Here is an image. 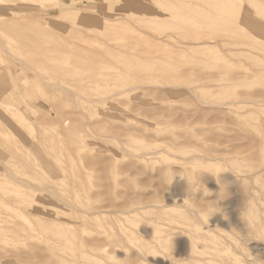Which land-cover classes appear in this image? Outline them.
Returning a JSON list of instances; mask_svg holds the SVG:
<instances>
[{
	"label": "rangeland",
	"instance_id": "374dc122",
	"mask_svg": "<svg viewBox=\"0 0 264 264\" xmlns=\"http://www.w3.org/2000/svg\"><path fill=\"white\" fill-rule=\"evenodd\" d=\"M9 1L0 264H231L227 201L264 196V0Z\"/></svg>",
	"mask_w": 264,
	"mask_h": 264
},
{
	"label": "bare ground",
	"instance_id": "6f19581e",
	"mask_svg": "<svg viewBox=\"0 0 264 264\" xmlns=\"http://www.w3.org/2000/svg\"><path fill=\"white\" fill-rule=\"evenodd\" d=\"M18 1L19 0H12V1L10 0L9 1L10 3L8 2V5L6 7H11V4H15ZM12 16H14V18H12L11 21L9 22H13V23L7 27L4 26L1 28L8 29L9 31H12V32H16L15 28L19 23H24L26 21L32 22L33 20L36 19L35 11L29 12L27 13V15H24L22 17L18 16L17 14H14ZM24 31L25 30H21L20 32H24ZM0 44L2 45L1 41H0ZM1 45L0 47H3ZM41 45H43V41L41 40V38L33 37V38L25 40V44H23L22 48L25 51H31L32 49L33 50L38 49L39 47H41ZM1 50L2 52L4 51L3 49ZM9 56L11 58V55ZM37 59L41 63H47L49 61H52V59H49L47 56H42V55H40ZM60 70L64 71L65 73H68L67 70H64V69H60ZM7 78H8V74L3 75L0 78L1 80L0 84L1 82H5V79ZM6 82H8V80ZM248 156H252V155H248ZM252 164L254 165V162ZM248 169H251L252 172L249 171L250 175L249 174L245 175L246 181L249 178H252V179L256 178L260 175V173L264 172V162L251 166ZM224 178L226 179V177ZM231 182L233 183V181ZM228 184H231V183L229 182ZM243 186L244 188H246L247 183L244 182ZM240 194L239 196H241ZM239 198H240L239 201H232L229 203V205L227 201V206H230L228 207L230 208V210L227 209V211H229V221H228L229 222L228 223L229 240H228V243L227 242L226 243H227L228 251L230 253L229 258H231V264H264V262H262L263 255H260L262 254L263 250H261L262 247L260 248V244H258V239L264 238V196H263V199L260 196L256 198L257 200H255L254 198L251 197L250 194H248L245 191V194ZM237 220H238V223L236 222ZM249 252L251 254H249ZM256 256H259V258H257ZM141 259H144V258H142L141 256Z\"/></svg>",
	"mask_w": 264,
	"mask_h": 264
}]
</instances>
